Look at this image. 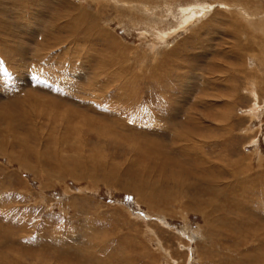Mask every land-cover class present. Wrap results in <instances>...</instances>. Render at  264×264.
I'll use <instances>...</instances> for the list:
<instances>
[{
  "label": "rangeland",
  "instance_id": "rangeland-1",
  "mask_svg": "<svg viewBox=\"0 0 264 264\" xmlns=\"http://www.w3.org/2000/svg\"><path fill=\"white\" fill-rule=\"evenodd\" d=\"M200 3L210 14L181 30L172 16ZM239 4L257 14L249 13L257 28L245 22L255 49L240 50L231 36ZM206 21L213 27L200 31ZM263 21L264 0H0V264H264ZM167 34L171 39L155 42ZM45 40L50 52H42ZM42 100L60 113L40 107L35 114L30 104ZM65 110L107 123L106 132L122 140H103L81 125L79 135L73 127L81 117L63 116ZM11 125L22 138L3 134ZM184 127L206 157L225 165L250 158L260 179L234 187L229 173L202 167L179 150ZM66 139L77 149L74 158L62 152L70 151ZM152 143L204 178L202 201H187L173 187V202L156 205L144 185L139 199L129 186L132 175L146 177ZM214 176L230 182L219 207L228 228L211 227L200 207L216 194Z\"/></svg>",
  "mask_w": 264,
  "mask_h": 264
},
{
  "label": "bare ground",
  "instance_id": "bare-ground-1",
  "mask_svg": "<svg viewBox=\"0 0 264 264\" xmlns=\"http://www.w3.org/2000/svg\"><path fill=\"white\" fill-rule=\"evenodd\" d=\"M224 2V1H223ZM119 3V2H118ZM198 3V2H197ZM202 3V2H201ZM201 3L200 4H196L197 6H184V7H187V8H179V13H177L178 14V16H172L175 20H176V22L178 21L179 23H180V25H181V30H185V29H187V28H189V27H192L195 23H197V22H199V21H201V19L200 18H202V17H205L207 14L209 15L210 13V10H208V9H210V6L208 7V6H206V5H201ZM221 3V2H220ZM134 4V3H133ZM141 4V3H140ZM139 4V5H140ZM216 4V3H215ZM143 5V4H142ZM236 5V4H235ZM240 6H242L241 8H239L238 10H237V13H239L238 15H237V17H236V15L234 16V19H235V23L232 25V29H231V36L235 39V41H237V42H239V43H241V45H242V47H239V49L240 50H244V49H248V47L251 49V48H253V49H255V45H257L256 43V41L255 40H253L255 37H253V36H251V37H249L250 36V33H251V30L250 29H248V27H247V24L246 23H248V24H250L251 26H254V23H255V25H256V23H259V22H256L257 20H254L255 19V17L252 15L253 13L255 14V12H251L252 14L250 15L249 13V8H244L245 7V5H241V4H239ZM72 6V5H71ZM163 6V5H162ZM135 7H136V5H135ZM144 7V6H143ZM168 7V6H167ZM230 7V6H229ZM237 7V6H236ZM75 8V6H72V10ZM138 8V7H137ZM153 8H155V7H153ZM169 8V7H168ZM223 8H225L224 6H223ZM131 9H133V8H131ZM142 9V8H141ZM226 9V8H225ZM158 10V9H157ZM229 10H230V8H229ZM247 10V11H246ZM75 11V10H74ZM145 13L146 12H148V13H151V10H143ZM161 11V10H160ZM163 12H164V10H163ZM162 12V13H163ZM165 12H166V10H165ZM88 13V12H87ZM154 13H155V11H154ZM159 13V12H158ZM167 13L169 14V15H175V13L174 12H172V11H167ZM258 13V12H257ZM68 14V13H67ZM71 14V13H70ZM69 14V15H70ZM75 14V13H74ZM176 14V15H177ZM164 15V14H163ZM255 15H257V14H255ZM68 16V15H67ZM149 17V16H148ZM165 17V16H164ZM61 18V17H60ZM72 18V17H71ZM84 18V17H83ZM160 18V17H159ZM244 18V19H243ZM260 19V18H259ZM149 21H151V20H149ZM96 22V21H95ZM135 22V21H134ZM163 22V21H162ZM246 22V23H245ZM264 22V21H263ZM37 23V22H36ZM73 23H76V22H73ZM140 24H141V22H139ZM152 23V22H151ZM154 23H155V21H154ZM78 24V23H77ZM87 24V23H86ZM143 24V23H142ZM230 24V23H229ZM56 25V24H55ZM151 25V24H150ZM153 25V24H152ZM179 25V26H180ZM213 23L211 22H209V21H206V22H204V23H202V25H201V27L199 28L200 29V31L201 30H207L209 27H213ZM88 26H90V24L88 25ZM88 26H86V27H88ZM92 26V25H91ZM143 26V25H142ZM176 26V25H175ZM216 26V25H215ZM155 27V26H154ZM177 27V26H176ZM255 28H257L256 26H254ZM263 27H264V25H263ZM149 28V27H148ZM173 28V27H172ZM216 28V27H215ZM78 28H76V30H77ZM84 29V28H83ZM88 29V28H87ZM144 29V28H143ZM150 29V28H149ZM170 29V28H169ZM178 29V28H177ZM92 30V29H91ZM90 30V31H91ZM146 30V29H145ZM180 30V29H179ZM180 30V31H181ZM159 31V30H158ZM170 31H172V29L170 30ZM74 32H76V31H74ZM79 32V31H78ZM145 32V31H144ZM173 33L172 34H174V33H178L179 31H176V29H174L173 31H172ZM244 32H245V34H244ZM250 32V33H249ZM88 33V32H87ZM142 33H143V31H142ZM201 33V32H200ZM77 34V33H76ZM147 34H148V32H147ZM158 34V33H157ZM78 35V34H77ZM142 35V37H146V34H141ZM194 35H195V33H194ZM84 36V35H83ZM90 36V35H89ZM94 36V35H93ZM155 36V35H154ZM172 36V35H171ZM202 36L203 35H201V34H198V35H195L194 37H191V38H196V40L197 39H199V41H201V39H202ZM255 36V35H254ZM50 37V36H49ZM52 37H54V36H52ZM80 37H81V35H80ZM79 37V38H80ZM87 37V36H86ZM99 37V36H98ZM59 38V37H58ZM156 39H155V42L157 41H166L167 39H169L170 38V34H167V35H165V36H156L155 37ZM76 39V38H75ZM81 39V38H80ZM83 39H85V38H83ZM93 39H94V37H93ZM171 39V38H170ZM204 39V38H203ZM257 39V38H256ZM55 40V39H54ZM61 40V39H60ZM153 40V39H152ZM261 40V39H260ZM207 41H209V40H207ZM261 41H263V40H261ZM50 42V41H49ZM60 42V41H59ZM251 42V43H250ZM260 42V41H259ZM259 42H258V44H259ZM54 43V42H53ZM53 43H52V45H53ZM50 44V43H49ZM58 44V43H57ZM48 44H47V42H46V40H45V42L43 43V46H42V48H43V51L42 52H44V49L45 50H47L45 47L47 46ZM54 45H55V43H54ZM82 45V44H81ZM235 45V44H234ZM233 45V46H234ZM59 46V45H58ZM243 46H246V47H243ZM48 48H49V46H47ZM23 48V47H22ZM54 48V47H53ZM57 48V47H56ZM18 49V48H17ZM17 49H16V51H17ZM52 48L50 47V50H51ZM234 49L236 50H239L238 48H237V46L235 45L234 46ZM21 50V53L20 54H22L23 55V58L25 57V52L23 51L24 49H20ZM50 50H47V51H49L50 52ZM77 51V50H76ZM247 51L248 50H246V51H244L245 53H247ZM255 51V50H254ZM253 51V52H254ZM242 52V51H241ZM46 53H48V52H46ZM255 53V52H254ZM241 54V53H240ZM243 54V53H242ZM81 55V54H80ZM248 55H250V54H248ZM90 56V55H89ZM254 57V56H253ZM121 60V59H120ZM126 60V59H125ZM191 68V67H190ZM244 70V69H243ZM190 71H192V70H190ZM213 72V71H212ZM194 73V72H193ZM250 74V73H249ZM189 78V77H188ZM204 78V77H203ZM255 89V88H254ZM31 107H32V111L35 113V114H40V113H37V111H38V109H41L42 110V108H40V107H43V109H45V110H50L51 112H55V113H60V110H58L57 108H55L54 106H52L51 104H50V102L49 101H47V100H42V102H40V103H35V102H31ZM29 107V106H28ZM255 108V107H254ZM179 109V107L177 108V110ZM259 109V111H261V113L263 114L264 113V106L262 107V108H258ZM45 110H43V111H45ZM255 110H257V109H255ZM40 111V110H39ZM68 113V112H70V111H62V115L63 116H67L66 115V113ZM188 112H190L189 110H188ZM69 114V113H68ZM70 116L71 117H73V118H79V116L81 117V118H79V120H78V122L76 123V125H74V131L75 132H77V133H79L80 132V128L81 127H90L92 130H94L95 132H96V135H98L100 138H103V140H107V141H111L112 143H113V141H115V142H119V141H121L120 140V138L118 139V138H115V137H112L113 135H111V133L108 131V132H106L107 131V128H106V125H107V123H103V122H100L98 119H94L93 117H91V118H89V117H87L86 115H84V114H79V113H76V112H70ZM252 114V113H251ZM226 116V115H225ZM257 116V118L260 120V118H261V114L259 113L258 115H256ZM217 117H218V115H217ZM226 117H228V116H226ZM15 118H16V116H14V115H12L11 116V119H13V120H15ZM190 118H191V120H192V122H193V120H194V117H193V115H190ZM221 118L223 119V116H221ZM221 118L220 117H218L217 118V120H218V122H220L221 121ZM255 118V117H254ZM53 119V118H52ZM227 119V118H226ZM189 120V119H188ZM228 122V121H227ZM79 125H81V127L79 128L78 126ZM108 126V125H107ZM37 127V126H36ZM109 127V126H108ZM181 127V126H180ZM89 128V130H91ZM178 128V127H177ZM176 128V129H177ZM197 128V127H196ZM39 129V128H38ZM41 130V129H40ZM186 130H187V132H190V130H191V128H182V131H181V133L180 134H178V139L181 141L180 142V146H179V150L180 151H185L187 154H185L186 156L188 155H190V156H192V157H194L197 161H200V163H201V166L202 167H204V166H207V168H205V169H209V168H211V169H214V170H216L217 172L216 173H219V174H221V175H223V174H226V173H229L230 174V176L232 177V181L234 182V187H237V185L238 184H240V182H241V184H242V187L243 188H246V187H244L243 186V184H244V182L245 183H252V182H254L255 181V179L257 180L258 178H256V176L257 175H255L253 172H252V164H250V158H242V160H238L237 162H233V163H231L232 161H233V159H232V161L230 162V164L231 165H227V163H226V165L224 164V163H221V162H224V161H222L221 160V158H220V160H221V162H219V160L218 161H213V160H211V158H209V157H206L205 155H204V148H203V146L202 145H200V144H198V142H192L191 140L193 139H191L190 140V142H189V138L186 136ZM27 131V130H26ZM178 131H179V129H178ZM197 131H198V129H197ZM16 132H18V129L16 130V128L13 126V125H11V128H10V130H3V134L5 133V134H7V133H10L11 135H13V137L15 136V138H18V137H21V136H16ZM180 132V131H179ZM194 133V132H193ZM44 134V133H43ZM177 134V133H176ZM188 134V133H187ZM191 134V133H190ZM195 134V133H194ZM216 134V133H215ZM79 135H80V133H79ZM191 136H193V135H191ZM202 137V136H201ZM218 137V136H217ZM22 138V137H21ZM198 138V137H197ZM212 138V137H211ZM204 140H206L205 141V143L207 144V139H210L208 136H206V139L205 138H203ZM215 139H217L218 141H220L218 138H215ZM20 140V139H19ZM24 140V139H23ZM15 141V140H14ZM66 141H67V139H66ZM123 141H126V140H124L123 139ZM150 141H155L154 139H150ZM213 141V140H212ZM27 142V141H26ZM77 142V141H76ZM214 142V141H213ZM124 143V142H123ZM132 143V142H131ZM212 143V142H211ZM215 143H217V142H215ZM74 144V143H73ZM126 144V143H125ZM66 145H68L69 147H70V151L68 152V151H66L65 149H63V154L64 155H67V156H69V157H73L74 158V156L72 155V154H70L71 153V151H73V150H77L76 148L75 149H73L74 148V146L72 145V143L70 142V141H67L66 142ZM83 145V144H82ZM111 145V144H110ZM152 145H154V143H152ZM162 145V144H161ZM161 145H159V144H157V145H154V146H151V148H150V150L148 149L149 147H146V149H148V150H146V151H149L150 153H147L146 151H145V153L146 154H151L150 155V161H151V166L150 167H148V170H147V173H146V177L145 176H143V175H141L140 176V174H139V176L138 175H132L133 177V179H132V181H131V185L132 186H129V187H134V190H136V194H137V192H138V194L137 195H139L140 197H139V199H142V198H144V197H142L143 196V192H144V190L142 189V186L144 185L145 187H150L149 188V191H148V195H150V199H152V200H154V204L156 203V205H157V203L158 204H160L162 201H166V204H168V202L170 201V202H173L171 199H173V197H171V195L169 194V193H171V189L173 188V187H175V191L176 192H181V194H183V195H185V198H186V200L188 201V199H187V197L189 198H191L192 200L193 199H200L201 201H202V199H204L205 198V192H204V186H206V182L203 180V179H201L200 177L201 176H199V175H194V173L191 171V169L189 168V167H185V166H183V165H181V163H179L180 162V160L179 159H177V158H172V155H171V151L170 152H168V148H164V146L162 147L163 149H159V147L161 146ZM0 146H3V147H5V140L2 138V137H0ZM112 146V145H111ZM131 147H132V144L130 145ZM144 146V145H143ZM142 146V147H143ZM146 146V145H145ZM206 146V145H205ZM79 147V146H78ZM127 147H129V146H127ZM135 147H136V144H135ZM138 147V146H137ZM209 147H210V145H209ZM213 147V146H212ZM28 148V147H27ZM57 148V147H56ZM84 148V147H83ZM29 149H30V147H29ZM28 149V150H29ZM79 149V148H78ZM85 149V148H84ZM130 149V148H129ZM216 149V148H215ZM55 150V149H54ZM80 150V149H79ZM78 150V151H79ZM160 150V151H159ZM163 150V151H162ZM30 151V150H29ZM33 151V150H32ZM56 151V150H55ZM84 151V150H83ZM138 151V150H137ZM212 150H210V152H211ZM77 152V151H76ZM80 152V151H79ZM136 152V151H135ZM140 152V151H139ZM198 152L199 153H201V156H199L198 155ZM45 152H43L42 154H41V159H44V156H43V154H44ZM57 153V152H56ZM59 153H61V151L59 152ZM217 153V152H216ZM11 155H15L16 153H14V152H12L11 151V153H10ZM9 154V155H10ZM62 154V155H63ZM75 154V153H74ZM78 154V153H77ZM82 154V153H81ZM81 154H79L80 156H81ZM10 155V156H11ZM25 155V154H24ZM39 155V154H38ZM58 156H60L59 154H57ZM84 155V154H83ZM149 155H148V157H149ZM9 156V157H10ZM17 156V155H16ZM28 156V155H27ZM97 156V155H96ZM25 157V156H24ZM77 157V156H76ZM157 159H156V158ZM13 158V157H12ZM38 158V157H37ZM58 158V157H57ZM95 158V157H94ZM17 159V158H16ZM26 158H24V160H25ZM65 159V158H64ZM192 159V158H191ZM215 159V158H214ZM217 159H218V157H217ZM216 159V160H217ZM231 159V158H230ZM241 159V158H240ZM14 160H15V158H14ZM27 160V159H26ZM69 160V159H68ZM81 160V159H80ZM83 160V159H82ZM131 160V159H130ZM152 160H153V162H152ZM226 160V159H225ZM12 161V160H11ZM55 161V160H54ZM94 161V160H93ZM92 161V162H93ZM99 161V160H98ZM187 161V160H186ZM28 162V161H27ZM43 162H44V160H43ZM50 162V161H49ZM59 162V161H58ZM57 162V163H58ZM131 162V161H130ZM225 162H227V161H225ZM29 163V162H28ZM103 163V162H102ZM153 163H155L156 165L154 166V165H152ZM54 164V163H53ZM56 164V163H55ZM62 164L64 165V168H65V170H67L68 172H70L71 173V175H76V173H78L76 170H74V169H69V166H67L66 165V163L65 162H62ZM75 164H76V166H79L81 163H79V161H77V162H75ZM74 164V165H75ZM96 164V163H95ZM113 164V163H112ZM147 164V163H146ZM193 164V163H192ZM222 164H224L223 166H222ZM261 164V163H260ZM59 165V164H58ZM93 165V164H92ZM114 165V164H113ZM137 165V164H136ZM190 165V164H189ZM198 165V164H197ZM72 166V165H71ZM81 166V165H80ZM119 166V165H118ZM200 166V165H199ZM151 167H153V168H151ZM190 167H193V166H190ZM28 168V167H27ZM64 168H63V170H64ZM81 168V167H80ZM115 168V167H114ZM122 168V167H121ZM137 168H138V166H137ZM159 168H160V170H159ZM198 168V167H197ZM196 168V169H197ZM34 169V168H33ZM59 169H60V167H59ZM105 169V168H104ZM142 169V168H141ZM140 169V170H141ZM200 170L198 171V172H207L206 174L208 175V174H213L215 171L214 170H212V171H206L205 169H202V168H199ZM202 169V170H201ZM30 170H32V169H30ZM121 169H119V171H120ZM157 170H159V171H157ZM192 170H194L195 171V169H193L192 168ZM84 171V170H83ZM118 171V172H119ZM89 172V171H88ZM118 172H115V173H118ZM139 173V172H138ZM106 174V173H105ZM108 174V173H107ZM142 174V173H141ZM205 174V173H204ZM203 174V175H204ZM205 174V175H206ZM263 174V173H262ZM79 175V174H78ZM109 175V174H108ZM114 175V174H113ZM117 175V174H116ZM109 176H111V175H109ZM262 176H264V175H262ZM74 178H75V176H73ZM95 177V176H94ZM93 177V178H94ZM117 177V176H116ZM113 178H115V177H113ZM139 179L136 183H135V181H133V180H135V179ZM221 178H222V176H221ZM106 179H108V178H106ZM112 179V178H111ZM111 179H110V181H111ZM260 179V178H259ZM93 180H95V178L93 179ZM116 180V179H115ZM120 180V179H119ZM127 180V179H126ZM129 180H131V179H129ZM245 180V181H244ZM109 181V182H110ZM118 181V180H117ZM220 178H218L217 176H214L213 177V180H212V182H211V184L209 185L210 187H211V189H212V192H214V193H216V194H214L215 196H214V198L212 199V201H211V203H210V205L208 206V207H205V205H204V203L202 202V203H200V207H201V209H203V211H202V214H203V216H204V218L206 219V220H209V221H207L208 222V224L211 226V227H215V229L216 228H219L220 226L221 227H230V222L228 221V219L226 218V217H223V216H219V213H221V210H219V207H220V209L221 208H223V206H220V201H221V199L222 200H224V201H226V202H228V199H229V197H227V194H226V189L227 188H230V185H225V183H223V184H220ZM224 181V180H223ZM105 182H107V181H105ZM116 182V181H115ZM128 182V181H127ZM222 182V181H221ZM117 183V182H116ZM114 184V183H113ZM124 184H125V182H124ZM220 184V185H219ZM118 185V184H117ZM121 185V184H120ZM232 185V184H231ZM208 186V187H209ZM261 186H263L264 187V181L261 183ZM126 188V187H125ZM124 188V189H125ZM131 188V189H132ZM127 190H128V188H126ZM252 189H254V188H252ZM237 190V189H236ZM235 190V191H236ZM246 190V189H245ZM130 191V190H129ZM234 191V192H235ZM244 193L246 192V191H244V189L242 190ZM152 192H154V194H151ZM173 192V191H172ZM208 192V191H207ZM240 192V191H239ZM134 194V193H133ZM175 194H177V193H175ZM212 194V195H213ZM241 195H244V194H242V193H240ZM178 195V194H177ZM210 195V194H209ZM254 195V194H253ZM178 196H180V195H178ZM236 196V195H235ZM181 197V196H180ZM231 197V196H230ZM211 198V197H210ZM139 199H137V200H139ZM184 199V198H183ZM234 199V198H233ZM176 200V199H175ZM244 200H247L246 198H244ZM231 201V200H230ZM238 201V200H237ZM169 202V203H170ZM178 202V201H177ZM181 202V201H180ZM179 203V202H178ZM187 203V202H186ZM238 203V205L240 204V202L238 201L237 202ZM153 204V203H152ZM165 204V205H166ZM214 204H217V205H219V206H217V209H215V208H212V205H214ZM164 205V206H165ZM169 205V204H168ZM188 205V204H187ZM237 206V205H236ZM152 207V206H151ZM192 207V206H191ZM209 207H211V208H209ZM170 208V207H169ZM155 210V209H154ZM170 211V210H169ZM201 214V213H200ZM202 216V217H203ZM255 218V217H254ZM230 221H232V220H230ZM254 222H256V221H254ZM259 223V222H258ZM253 225V224H252ZM259 226V225H258ZM231 227H233V226H231ZM260 227V226H259ZM253 228V227H252ZM262 228V227H261ZM259 229V228H258ZM253 230V229H252ZM261 230V229H260ZM212 231H214V230H212ZM241 231V230H240ZM263 231V230H262ZM261 231V232H262ZM235 232H236V229H235ZM240 233V232H239ZM246 233V232H245ZM260 233V232H259ZM258 235H260V234H258ZM263 235V234H262ZM210 236V235H209ZM261 236V235H260ZM259 237V236H258ZM189 238V237H188ZM212 238V237H211ZM257 238V237H256ZM209 239H210V237H209ZM213 240V239H212ZM205 241V240H204ZM67 244V243H66ZM238 244V243H237ZM227 248V247H226ZM85 254V253H84ZM87 254V253H86ZM230 255V254H229ZM263 255V257H264V254H262ZM88 256V255H87ZM92 256V255H91ZM172 256V255H171ZM252 256V255H251ZM88 258V257H87ZM255 258H257V257H255ZM90 259V258H89ZM259 259V258H258ZM263 259V258H262ZM257 260V259H256ZM248 261H250V262H253V258L252 259H248ZM262 261V260H261ZM234 264V263H233ZM252 264V263H251Z\"/></svg>",
  "mask_w": 264,
  "mask_h": 264
}]
</instances>
